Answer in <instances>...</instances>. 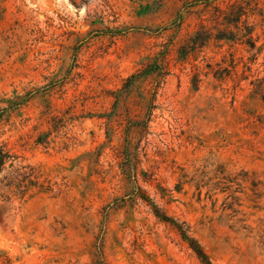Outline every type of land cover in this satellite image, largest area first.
Here are the masks:
<instances>
[{"label":"rangeland","instance_id":"rangeland-1","mask_svg":"<svg viewBox=\"0 0 264 264\" xmlns=\"http://www.w3.org/2000/svg\"><path fill=\"white\" fill-rule=\"evenodd\" d=\"M0 150V264H264V0H0Z\"/></svg>","mask_w":264,"mask_h":264},{"label":"trees","instance_id":"trees-1","mask_svg":"<svg viewBox=\"0 0 264 264\" xmlns=\"http://www.w3.org/2000/svg\"><path fill=\"white\" fill-rule=\"evenodd\" d=\"M240 8H242V7H239L238 4H236V3H234L232 5H229V6L225 7L224 9H220L218 6L217 7H213V11L211 12V16L208 19L207 23L210 22V24L214 23L215 25L217 24V25L221 26L222 24L220 22H221L222 19L224 20V18H229V17H233L234 18L235 17V13ZM206 21H202L201 25L204 24ZM237 22L238 21H234V23L236 24V25L233 24V26H235L234 28H237L236 27L237 26ZM227 25L229 26L230 23H228ZM228 26H227V28H229ZM227 31H225V32H227ZM220 34H222V33H220ZM249 34H251V33H249ZM249 46H251L250 42H249ZM8 158H9V156L7 154L3 153L2 150H0V173H1V171L3 169V166H4V164H5V162H6V160ZM22 170H23V168H19V169L15 170L13 172L15 174V176L12 177V178L15 179V177H17V178L22 177L24 179V173L21 172ZM30 170L32 171L33 169H30ZM34 179H36V177H34ZM35 183L36 182H34V181H29L28 184H30V186H32ZM154 216L156 218H158L159 220L163 221V222L170 223V224H172V226H176V224L172 220L168 219L167 217H165L163 215H160L158 213V211L154 212ZM181 236H182V239L184 241H186V243L189 245V248L194 252V254L197 256L198 259L207 260V257L205 255V253L203 252L202 248L197 244L196 241L188 238L184 232H181Z\"/></svg>","mask_w":264,"mask_h":264}]
</instances>
